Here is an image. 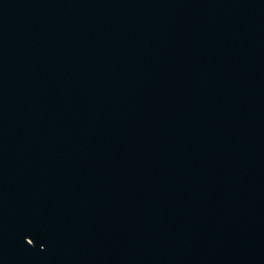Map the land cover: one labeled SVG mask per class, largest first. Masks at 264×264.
Segmentation results:
<instances>
[{
    "label": "water",
    "instance_id": "obj_1",
    "mask_svg": "<svg viewBox=\"0 0 264 264\" xmlns=\"http://www.w3.org/2000/svg\"><path fill=\"white\" fill-rule=\"evenodd\" d=\"M0 264H264V0H0Z\"/></svg>",
    "mask_w": 264,
    "mask_h": 264
}]
</instances>
